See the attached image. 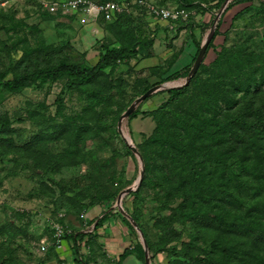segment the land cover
Returning <instances> with one entry per match:
<instances>
[{
  "label": "rangeland",
  "instance_id": "1",
  "mask_svg": "<svg viewBox=\"0 0 264 264\" xmlns=\"http://www.w3.org/2000/svg\"><path fill=\"white\" fill-rule=\"evenodd\" d=\"M117 1L122 7L120 15L113 21L100 22L102 29L105 28V43L111 47L136 44L138 53L80 84L73 83L69 77L53 83L31 81V78L35 69L60 60L95 65L100 54L97 46H91L98 36L89 25L92 21L81 22L61 6L56 13L48 10L51 3L61 5L64 0H8L0 4V119H8L5 127L0 125V259L6 258L13 264H41L43 259L55 255L52 250L55 224L81 230L89 222L90 207L95 205L104 207L100 220L114 210L122 211L128 220V234L136 246L127 249L139 251L146 258L152 250L167 253L163 256L174 259L176 264H219L225 260L224 264H264V213L260 215L262 220L253 219L254 213L239 209L241 215H246V226L239 235L242 245L227 244V252L224 251L225 240L212 222L214 213H220L224 203V195L218 190L209 192L213 206L209 210L213 214L205 216L200 223L189 219L185 226H161L160 217L168 214L169 209L153 197L141 204L142 217H138V222L130 209L131 193L144 181L141 147L156 128L154 119L143 113L153 111L168 99L167 93H152L162 92L159 89L166 90L170 84L149 91L145 87L159 80L171 67L195 30L199 37L201 27L211 20L214 11L220 15L212 28L206 27L199 44L206 54L212 39L208 42V38L220 21L215 39L218 49L209 50L205 63L188 81L192 67L181 87L191 83L195 75H198L196 79L203 78L199 79L202 81L211 78L209 69L223 63L227 54L229 59L224 63L227 70L234 64L237 68L234 72L247 79L238 82V103L242 98L247 107L264 102L263 92L255 96L258 84L264 91V0H187L195 4L190 11L186 10L190 17L173 21L151 16L139 0ZM145 1L176 10H181L182 4L180 0ZM229 1L233 6L227 9ZM104 36L97 40L103 41ZM224 42L227 46L224 55L213 64L216 51ZM193 50L196 53L197 48L194 46ZM18 78H24L27 86L14 93L3 88L6 82ZM235 78L236 74L229 73L224 80L231 82ZM140 103V113L132 120L135 136L131 138L122 127L129 123L128 118ZM226 108L230 106L223 101L217 106L220 112ZM26 148H30L35 159L45 154L47 170L39 165L30 167L29 173L25 168L20 170L24 163L18 158L27 154ZM214 168L212 165L211 169ZM111 208L112 212L108 211ZM202 231L207 242L200 239ZM190 243L194 247L189 252ZM102 245L93 240L81 256L94 264L121 263L108 256ZM80 249L78 245L79 258Z\"/></svg>",
  "mask_w": 264,
  "mask_h": 264
},
{
  "label": "trees",
  "instance_id": "2",
  "mask_svg": "<svg viewBox=\"0 0 264 264\" xmlns=\"http://www.w3.org/2000/svg\"><path fill=\"white\" fill-rule=\"evenodd\" d=\"M180 1L182 3L180 4L181 9L190 11V8L195 7V4L187 0ZM197 6L198 4H196ZM232 6L233 2L229 1L226 8L229 9ZM211 15V20L201 27L200 37H204L206 27L212 28L217 17V11H214ZM220 25L221 22L219 21L207 53L211 48L218 49L215 46V39L218 36ZM106 38L104 36L103 41L96 40V45H98L100 51V59L95 65L87 66L67 59L60 60L57 63H49L46 67L35 69L31 81L53 83L63 77H69L73 80V83H85L91 78H95L106 68L117 66L122 60L128 61L138 53L135 47L136 44L111 47L110 44L105 43ZM191 38L195 39L197 48L192 64L172 74L169 73V68H167L161 78H158L159 80L145 87V90L149 91L156 89L158 86L160 87L164 83L170 84L168 89H159L162 92L152 93V95L167 93L169 97L167 100L165 99V103L163 102L151 112L143 113L145 116L149 115L154 119L156 128L149 141H145L141 147L144 152L142 155L145 165L144 181L136 191L131 193L133 194V204L130 206V209L133 210L131 216L138 222V217H142V213L139 212V210L142 211L141 204L147 198L153 197L162 206L169 209L168 214L159 216L161 226L166 224L169 226H175L176 224L185 226L189 219L200 223L205 216L213 214V211L209 210L212 202V196L209 197V192L211 189L218 190L224 195L222 197L224 203L220 213H214L212 222L221 231L220 235L225 240L223 243L225 245L224 251L227 252V244L231 247L242 245L239 235L243 232L242 228L246 226V221H244L246 215H241L239 209L245 208L247 212L254 213L253 219L262 220L260 215L264 213L262 210L264 208V102L260 105L254 104L252 107H247L243 104L242 98V102L238 103L239 98H237L238 92L236 89L238 82H244L247 79L244 78L243 74L234 72L237 70L234 64L232 65V71L227 70L226 64L229 59L227 54L223 58V63L216 64V67L209 69L211 78L202 81L199 79L203 78L196 79L198 75H195L191 83L181 87L184 83L183 79L194 66L201 47L199 44L200 38L197 39L194 33ZM219 47L213 64L219 61V56L224 55L222 52L227 46L224 42ZM205 58L201 65L205 63ZM229 73L236 74L235 80H232L234 82L224 80L226 76H229ZM25 77L28 78V75ZM248 82H251V80L248 79ZM24 85L27 86L26 80L18 78L6 82L3 88L14 93ZM261 86V84H258L255 96L261 92L264 93ZM222 101L230 108L220 112L217 106ZM141 105L142 103L128 118L130 125L125 123L122 127L124 132L131 138L135 136L132 120L139 115ZM234 105L236 107L233 108ZM7 123L8 119L3 121L0 119L1 126L5 127ZM26 152V155L18 158L19 161L24 163L20 170L25 168V171L29 173L30 167L34 169L36 165L47 170V163L44 159L45 154L35 159L30 153V148H26ZM1 159L3 158L1 157ZM212 165H215L214 169H211ZM157 171L160 172L158 175ZM34 174L37 175L38 173L34 172ZM155 178L157 182L154 180ZM148 189L152 191L148 192ZM234 203H237L236 207H234ZM117 213L127 223L128 220L120 209H117ZM106 218L107 214L102 217L99 224L101 225ZM251 222L254 223V220ZM63 225L66 226L67 224ZM69 227H71L72 233L66 234L65 241L70 240L72 246L76 248L83 242L85 235L81 230L74 229L72 226ZM197 229L202 230L201 228ZM200 235L202 236L200 239L207 242L205 232L202 231ZM171 239L172 237L168 238L167 241ZM91 241L90 238L89 242H85V244L89 246ZM192 246L194 247L192 244L189 245V252ZM129 249H133V247ZM52 250L56 251V247L53 246ZM236 251H238V248ZM138 252L136 250L129 251L130 254L136 253L139 259L145 263V254L140 255ZM160 254L165 255L167 253L150 250L149 264H157L158 262L156 263L155 259ZM11 262L6 258L0 259V263ZM225 262L226 260L219 264ZM166 264L176 263L174 259L166 258Z\"/></svg>",
  "mask_w": 264,
  "mask_h": 264
},
{
  "label": "crops",
  "instance_id": "3",
  "mask_svg": "<svg viewBox=\"0 0 264 264\" xmlns=\"http://www.w3.org/2000/svg\"><path fill=\"white\" fill-rule=\"evenodd\" d=\"M78 18V17H77ZM79 19V18H78ZM89 25L95 28L96 32H98L97 38L100 39V37L104 36V29H102V25L100 22H92ZM99 30L101 31V34L99 36ZM83 33L84 30H82ZM86 34V33H85ZM194 35L197 39L200 38V35L198 37L197 32L195 30ZM95 38L94 42L91 46H97ZM190 42V43H189ZM195 46V43L190 38V41H188V44H185L182 46V51L178 54L174 62L172 63L171 67L169 68V73H175L177 71H180L190 64H192L195 52L193 50V47ZM196 47V46H195ZM92 50V48L90 49ZM197 51V50H196ZM97 52H100L99 50ZM200 52V51H199ZM199 56V53H198ZM197 56V58H198ZM205 58V55L203 57V60ZM198 60V59H197ZM196 60V62H197ZM202 60V61H203ZM195 62V64H196ZM194 64V66H195ZM193 66V67H194ZM116 208V207H113ZM104 207H93L88 212L87 218L89 219L88 224L90 221L91 225L88 224L83 226L84 228L81 229V232L85 235L83 242L80 244L81 249L80 256L86 254L87 245L85 242H89L90 238L91 240H96L100 245L103 244L101 247L105 249L107 252V255L112 257L115 261V259L118 261H121L122 264H144L142 260L139 259L136 253L130 254L127 256L125 252L127 251V248L134 247L132 243V239L130 238V234H128V227L125 220L120 216L119 213H117V210L113 211L111 215H109L106 220L100 225V214L103 212ZM112 212L111 210H108ZM117 213V214H116ZM111 216V217H110ZM97 220V221H95ZM86 228V229H85ZM91 241V242H92ZM55 255L50 258L43 259V262L41 264H94L91 262H87V257L84 258V256H81L80 258L77 256L76 248H74L71 244L70 240H66L64 247L61 250H54ZM73 254H76L75 257H72ZM125 254L124 258L122 259L123 255ZM162 256V257H161ZM163 255H158V257L155 259L157 264H166V258ZM90 261V260H89ZM118 262V264H121Z\"/></svg>",
  "mask_w": 264,
  "mask_h": 264
},
{
  "label": "built area",
  "instance_id": "4",
  "mask_svg": "<svg viewBox=\"0 0 264 264\" xmlns=\"http://www.w3.org/2000/svg\"><path fill=\"white\" fill-rule=\"evenodd\" d=\"M6 1L8 0H0V4ZM139 3L146 8L147 12L151 16L162 21H173L179 18L185 19L189 16V12L184 9L176 10L165 6L150 4L145 0H139ZM60 6L65 11L75 14V16L78 17L81 22H110L122 12V7L117 0H110L106 2H97L93 0H64L61 5L59 2H53L47 7L51 13H56L59 11ZM55 231V247L57 250H61L66 242L64 236H66V234L72 233V229L67 228L62 224L56 223Z\"/></svg>",
  "mask_w": 264,
  "mask_h": 264
},
{
  "label": "water",
  "instance_id": "5",
  "mask_svg": "<svg viewBox=\"0 0 264 264\" xmlns=\"http://www.w3.org/2000/svg\"><path fill=\"white\" fill-rule=\"evenodd\" d=\"M227 2H228V1H227ZM227 2H226V4H227ZM219 15H220V12L217 14V17H218ZM215 28H216V26L214 25V28H213V30H212V33L210 34V37L208 38V42H209L210 39L213 37V34H214V32H215ZM206 47H207V46H206ZM205 52H206L205 48H203V49L200 50V52H199V56H198V60H197V62H196V64H195V66L193 67V69H192V71H191V73H190V76L188 77V81L191 79L192 73H193L195 70H197L198 67L201 65L202 60H203V57H204V55H205ZM146 262H147V264H149V258H148V257L146 258Z\"/></svg>",
  "mask_w": 264,
  "mask_h": 264
}]
</instances>
